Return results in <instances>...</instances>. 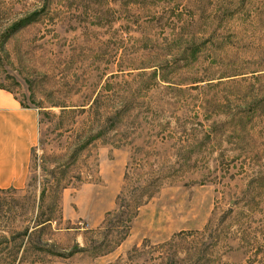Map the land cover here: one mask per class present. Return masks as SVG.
I'll return each instance as SVG.
<instances>
[{"label": "rangeland", "instance_id": "obj_1", "mask_svg": "<svg viewBox=\"0 0 264 264\" xmlns=\"http://www.w3.org/2000/svg\"><path fill=\"white\" fill-rule=\"evenodd\" d=\"M0 88V264H264V0H0Z\"/></svg>", "mask_w": 264, "mask_h": 264}, {"label": "crops", "instance_id": "obj_2", "mask_svg": "<svg viewBox=\"0 0 264 264\" xmlns=\"http://www.w3.org/2000/svg\"><path fill=\"white\" fill-rule=\"evenodd\" d=\"M38 140L37 110L23 107L13 94L0 88V191L25 187Z\"/></svg>", "mask_w": 264, "mask_h": 264}]
</instances>
